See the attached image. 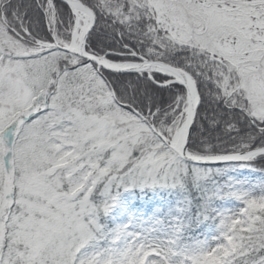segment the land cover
<instances>
[{
    "label": "snow or ice",
    "instance_id": "snow-or-ice-1",
    "mask_svg": "<svg viewBox=\"0 0 264 264\" xmlns=\"http://www.w3.org/2000/svg\"><path fill=\"white\" fill-rule=\"evenodd\" d=\"M0 264H264V0H0Z\"/></svg>",
    "mask_w": 264,
    "mask_h": 264
},
{
    "label": "trees",
    "instance_id": "trees-1",
    "mask_svg": "<svg viewBox=\"0 0 264 264\" xmlns=\"http://www.w3.org/2000/svg\"><path fill=\"white\" fill-rule=\"evenodd\" d=\"M238 172V171H237ZM237 172H232L230 175L236 176ZM151 193H148L147 196L143 197V199H147L148 196H151ZM120 203L122 210L125 212L124 217L122 219H118L115 213L112 211L111 216L114 217L117 221H124L128 218V212L132 211H138L141 210L140 208L137 207V205H140L142 203L141 199L138 197H134L131 193L125 192L122 194L120 197ZM125 208L127 211H125Z\"/></svg>",
    "mask_w": 264,
    "mask_h": 264
},
{
    "label": "rangeland",
    "instance_id": "rangeland-1",
    "mask_svg": "<svg viewBox=\"0 0 264 264\" xmlns=\"http://www.w3.org/2000/svg\"><path fill=\"white\" fill-rule=\"evenodd\" d=\"M260 177V174L258 172L255 171H251L249 169H243V170H238L235 178L238 180H258ZM138 211H132V212H139ZM113 212L115 213V215L117 216L118 219H122V217H124L125 212L122 210L121 207V203L117 204L114 208H113Z\"/></svg>",
    "mask_w": 264,
    "mask_h": 264
}]
</instances>
